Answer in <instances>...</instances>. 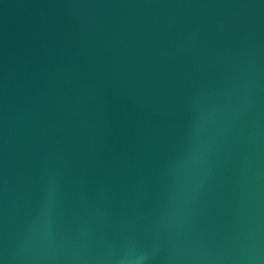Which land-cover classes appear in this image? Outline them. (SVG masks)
<instances>
[{"label":"water","instance_id":"water-1","mask_svg":"<svg viewBox=\"0 0 264 264\" xmlns=\"http://www.w3.org/2000/svg\"><path fill=\"white\" fill-rule=\"evenodd\" d=\"M0 264H264V0H0Z\"/></svg>","mask_w":264,"mask_h":264}]
</instances>
